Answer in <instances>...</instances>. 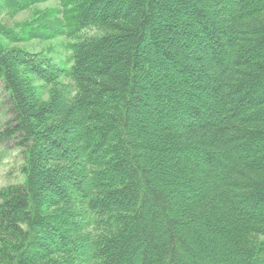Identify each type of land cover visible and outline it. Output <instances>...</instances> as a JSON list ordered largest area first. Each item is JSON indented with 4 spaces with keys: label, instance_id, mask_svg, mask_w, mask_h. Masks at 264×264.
Instances as JSON below:
<instances>
[{
    "label": "trees",
    "instance_id": "trees-1",
    "mask_svg": "<svg viewBox=\"0 0 264 264\" xmlns=\"http://www.w3.org/2000/svg\"><path fill=\"white\" fill-rule=\"evenodd\" d=\"M0 80V264H264V0H60L0 19Z\"/></svg>",
    "mask_w": 264,
    "mask_h": 264
},
{
    "label": "rangeland",
    "instance_id": "rangeland-1",
    "mask_svg": "<svg viewBox=\"0 0 264 264\" xmlns=\"http://www.w3.org/2000/svg\"><path fill=\"white\" fill-rule=\"evenodd\" d=\"M60 5V0H45L30 9L17 13L4 9L1 14V21L8 27H14L16 24L25 20L32 19L37 10L56 7ZM96 30L91 28L83 31V34H93ZM75 39H69L67 36L61 35L49 40L34 39L28 42L11 44V46L22 47L31 51H44L50 54L55 61L63 63L67 62L72 50L69 42ZM12 116L10 104L7 98V92L4 90L2 81L0 80V131L6 125V122ZM23 163L22 150L17 146L14 140L0 141V188L10 183H18L24 179L20 171Z\"/></svg>",
    "mask_w": 264,
    "mask_h": 264
}]
</instances>
